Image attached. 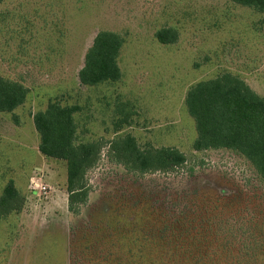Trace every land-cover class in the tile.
<instances>
[{
  "label": "rangeland",
  "instance_id": "374dc122",
  "mask_svg": "<svg viewBox=\"0 0 264 264\" xmlns=\"http://www.w3.org/2000/svg\"><path fill=\"white\" fill-rule=\"evenodd\" d=\"M163 29L175 43L157 41ZM100 32L123 40L120 79L84 86L78 72ZM225 74L264 98V16L229 0L2 2L0 77L28 94L0 113V194L11 181L22 198L0 221V264H264L262 179L236 152L193 149L185 95ZM49 103L77 107L73 144L96 145L77 215L67 211L65 163L38 151L32 116ZM127 136L185 163L126 171L111 147Z\"/></svg>",
  "mask_w": 264,
  "mask_h": 264
},
{
  "label": "trees",
  "instance_id": "16d2710c",
  "mask_svg": "<svg viewBox=\"0 0 264 264\" xmlns=\"http://www.w3.org/2000/svg\"><path fill=\"white\" fill-rule=\"evenodd\" d=\"M5 0H0V4ZM264 16V0H229ZM176 31L159 30L155 38L160 44L176 42ZM123 44L114 33H98L84 56L78 72L84 86L116 82L120 79L117 57ZM28 90L21 84L0 77V113L10 114L22 106ZM184 105L195 124L197 138L195 151L227 149L242 156L264 183V98L252 91L243 81L225 74L215 80L199 82L190 87ZM77 107L49 103L47 109L32 116L39 137L38 151L49 159L63 161L66 165L67 211L80 212L88 201L90 191L86 172L96 161L97 149L93 144H73L75 126L73 115ZM116 162L132 173L170 172L185 163V156L171 148L143 152L130 136L114 142L111 147ZM22 198L10 181L0 194V221L18 214ZM180 228V221L175 222ZM171 236L176 229L169 230ZM167 230L161 234L167 237ZM188 235L189 233L186 232ZM182 234L176 235L179 240Z\"/></svg>",
  "mask_w": 264,
  "mask_h": 264
}]
</instances>
